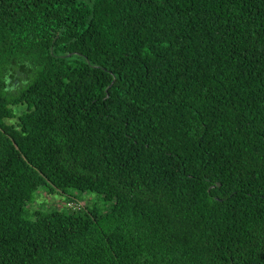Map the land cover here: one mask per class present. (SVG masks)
Masks as SVG:
<instances>
[{"label":"trees","instance_id":"1","mask_svg":"<svg viewBox=\"0 0 264 264\" xmlns=\"http://www.w3.org/2000/svg\"><path fill=\"white\" fill-rule=\"evenodd\" d=\"M0 264H264V0H0Z\"/></svg>","mask_w":264,"mask_h":264},{"label":"rangeland","instance_id":"2","mask_svg":"<svg viewBox=\"0 0 264 264\" xmlns=\"http://www.w3.org/2000/svg\"><path fill=\"white\" fill-rule=\"evenodd\" d=\"M18 78V81L14 82L13 79H10L8 81V88L7 90L9 91L10 94H16V92L24 87V81H25V76L17 74L16 75ZM26 110L25 106H17L13 108L14 113L19 116L21 115L24 111ZM15 120H9L7 123H14ZM74 197L81 198L80 200H76V202H79V204H84L89 203L91 201H94L95 199L89 195H80L76 192H74ZM62 206H64V199L62 197H59L57 195H49L45 192H40L36 198L35 201L28 206V210L30 213L35 212L38 209H59Z\"/></svg>","mask_w":264,"mask_h":264},{"label":"water","instance_id":"3","mask_svg":"<svg viewBox=\"0 0 264 264\" xmlns=\"http://www.w3.org/2000/svg\"><path fill=\"white\" fill-rule=\"evenodd\" d=\"M218 186H220V185H218Z\"/></svg>","mask_w":264,"mask_h":264}]
</instances>
